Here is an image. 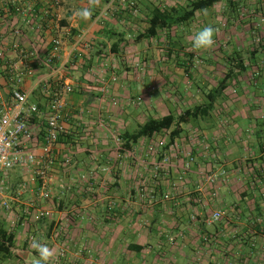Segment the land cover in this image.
<instances>
[{"label": "crops", "instance_id": "0c3cea01", "mask_svg": "<svg viewBox=\"0 0 264 264\" xmlns=\"http://www.w3.org/2000/svg\"><path fill=\"white\" fill-rule=\"evenodd\" d=\"M50 1L39 0L21 15L13 8L26 9L29 0H0V63L6 69L16 63L8 51L13 42L36 47L42 57L18 86L29 105L42 108L31 121L27 149L41 155L54 101L65 128L49 156L48 185L29 183L32 172L21 169L0 176V190L3 181L11 188L0 195V222L8 229L20 221L11 256L0 253V264H34L40 258L34 243L52 252L47 264H264V26L257 17L248 16L243 31L245 71L237 62L224 71L211 53L200 64L183 59L187 34L180 37L187 48L172 45L178 29L194 36L210 25L218 35L226 15L217 5L190 25L138 40L157 10L183 11L190 0H56L54 7ZM247 2L252 10L260 3L264 12V0ZM84 9L88 19L78 15ZM56 35L62 49L52 72L42 62ZM3 65L0 94L8 99ZM227 74L228 87L212 112L183 126L174 142L170 131L126 139L149 119L204 105L205 92ZM197 78L201 86L190 82ZM187 154L194 157L190 170L184 169ZM167 155L170 164L156 173ZM41 211L50 217L41 218ZM215 212L220 221L206 223Z\"/></svg>", "mask_w": 264, "mask_h": 264}, {"label": "built area", "instance_id": "2783aa9c", "mask_svg": "<svg viewBox=\"0 0 264 264\" xmlns=\"http://www.w3.org/2000/svg\"><path fill=\"white\" fill-rule=\"evenodd\" d=\"M30 6L28 8L14 7V11L21 15H28L33 12L32 6L39 0H29ZM51 7L57 4L56 0L50 1ZM45 9L46 19L53 21V12ZM10 13V12H9ZM15 36L21 35L19 30H12ZM62 49V40L59 35L52 37L50 41V48L46 51L43 65L49 68L52 72L55 69L56 63L60 58ZM9 53L16 60L15 64L8 65V68L0 63L5 68L8 75V99L0 94V176L6 177L17 169L32 172L29 183L36 184L42 182L43 185L49 184L48 171L51 160H49L50 153L54 144L58 143L60 137L64 135L65 128L61 124V117L59 115L58 102L54 101L50 105L49 113L46 115V130L42 138L41 155H36L27 149V144L33 139L34 133L30 128L31 121L39 116L42 110L37 104L28 103L29 94L22 91L18 86L24 80V77H32L34 71L32 64L41 60V53L36 47H25L18 42H13L8 47ZM2 56V53L0 54ZM67 92H71L70 86L66 88ZM141 101L138 100L137 104ZM120 140H118L119 142ZM153 151V149H150ZM194 158L191 154H187V161L184 164L185 170H190ZM170 164V157L167 155L161 159L159 163L154 166L155 172L160 173ZM208 183L213 184L215 177L212 175L206 178ZM2 189L0 195L5 190L10 189V185L2 182ZM25 189V186L23 187ZM44 199H49V194L43 195ZM4 209L9 210L8 203L3 202ZM40 217H50L49 211H41ZM222 217L221 212L213 213L206 223L214 224L219 222ZM18 220H14L11 226L14 227ZM61 253H64L63 249Z\"/></svg>", "mask_w": 264, "mask_h": 264}, {"label": "trees", "instance_id": "16d2710c", "mask_svg": "<svg viewBox=\"0 0 264 264\" xmlns=\"http://www.w3.org/2000/svg\"><path fill=\"white\" fill-rule=\"evenodd\" d=\"M247 1L248 0H190L189 4L183 11H180L177 8H165L164 10H157L156 14L153 15L149 20V27L146 31V34L139 36L138 40L143 38H156L161 31L169 33V31L171 32L173 28L180 27L181 25H190L195 19L197 13L214 9L216 5H223V12H225L226 19L228 18L227 23H231V25H235V27L239 22L246 23V19L248 16H250V18L253 17L254 20L255 17H257V20L259 21V24L257 23V26L262 27V25H264L262 24L264 22L263 17L258 16L259 14L264 16V12L262 13L263 6L258 3L252 10L249 7ZM252 12L256 15L254 16ZM257 44L258 46H260L261 41H258ZM184 58L188 61L199 64L201 63L199 61H194L195 56L193 57V55L190 53L184 54L183 59ZM228 58L231 59L232 62H237L236 67L241 72L245 71L244 61L246 60V58L245 54L242 53V50L236 51L235 49L231 56H229ZM231 71L233 72L234 69H232ZM229 79V74H227L223 80H220L218 82L216 88L205 92L208 102H206L204 105H198L193 107L192 109L186 110L182 115L178 117L174 115H168L160 119H149L139 128L137 132L126 139L132 141L150 139L154 135L164 134L170 131V142H174L176 138H178L179 135L183 132V126L201 117H207L209 113L212 112L217 97L222 95L223 92L227 89ZM38 106L42 110L41 106ZM9 190H11V188ZM41 218L48 219L49 217ZM19 225L20 221H17L14 227L9 226V228L6 229L4 224L0 222V253L8 254V257L11 256L17 236L16 229ZM142 249L143 248H140L138 249V251L140 252V250L142 251Z\"/></svg>", "mask_w": 264, "mask_h": 264}, {"label": "rangeland", "instance_id": "374dc122", "mask_svg": "<svg viewBox=\"0 0 264 264\" xmlns=\"http://www.w3.org/2000/svg\"><path fill=\"white\" fill-rule=\"evenodd\" d=\"M223 11H224L223 5H217V13L219 12L220 14H222ZM244 12H245V10H244ZM258 17H262V16H258ZM225 21L226 22H222V25H220L219 34L218 35H216V33L214 34L213 39L215 42L210 49H204V51L203 50L202 51L201 50L196 51V49L193 47V41L195 39V35L194 36L191 35L190 30H188L189 28L186 31H181L179 29H178L179 31L178 30L176 31V28H173L172 31L173 32L176 31V34L179 36V38L173 40L172 45H174V46L176 45V47H177V42H179L178 46H184L185 48H187L186 47L187 43L180 39V37L183 34L184 35L187 34L188 37H184L183 39H185V38L188 39V40L186 39L185 41H187V42L189 41L188 49H189V53L192 54L193 57L195 56L194 61L204 62L203 61L204 55L211 53V54L215 55L216 60L222 64V67L226 66L228 63L232 62L231 59H229L228 57L231 56L234 49H236L237 47H241L242 53L245 54V46L247 45V43L245 44L246 36L244 35L243 31H244V29L247 28L249 21H248V23H240L239 22V23H237L238 25L236 27H235V25L234 26H228V24H229V23H227L228 18ZM263 21H264V17H263ZM216 23H218L217 20H216ZM258 24H259V21H258ZM262 24H264V22ZM263 26L264 25H262V27ZM199 30H201V29H199ZM260 36H261L260 33H258L257 40L260 38ZM223 68L224 69H220V70L226 71L225 67H223ZM190 82H193L199 86H201L199 83L202 84L201 80L198 78L194 79V80L190 79ZM214 87L209 88V91L214 89ZM203 89H204V87H203ZM206 102H208V100H206ZM226 109L229 110L228 107ZM11 207L12 206H10V208L8 210L9 212L12 211ZM9 212H8V215H9ZM62 249L63 248H60V251H62Z\"/></svg>", "mask_w": 264, "mask_h": 264}, {"label": "clouds", "instance_id": "9594fccd", "mask_svg": "<svg viewBox=\"0 0 264 264\" xmlns=\"http://www.w3.org/2000/svg\"><path fill=\"white\" fill-rule=\"evenodd\" d=\"M97 0H90V3H96ZM78 15L84 19H88L91 15L89 9H84L82 12H79ZM215 29L212 26H205L195 34V39L193 41V47L195 49H210L214 44V34ZM33 247L39 252V259L34 261V264H47L49 259L52 256V252L44 245L34 243Z\"/></svg>", "mask_w": 264, "mask_h": 264}]
</instances>
